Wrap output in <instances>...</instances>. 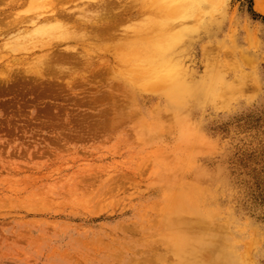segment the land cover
I'll list each match as a JSON object with an SVG mask.
<instances>
[{
    "label": "rangeland",
    "instance_id": "374dc122",
    "mask_svg": "<svg viewBox=\"0 0 264 264\" xmlns=\"http://www.w3.org/2000/svg\"><path fill=\"white\" fill-rule=\"evenodd\" d=\"M50 1L59 10L83 0ZM152 1L116 4L133 19L118 20L115 39L85 36L83 46L108 47L60 63L74 69L67 80L51 73L69 45L13 50L30 0H0V264H177L168 206L195 189L211 216L183 210L178 227L202 238L204 264H219L208 256L228 246L236 258L220 264H264V0H222L201 14L205 25L177 47L184 79L219 74L231 88L174 107L163 91L131 85L112 56L130 27L138 37L173 7L158 12ZM52 55L45 77L29 69Z\"/></svg>",
    "mask_w": 264,
    "mask_h": 264
},
{
    "label": "bare ground",
    "instance_id": "6f19581e",
    "mask_svg": "<svg viewBox=\"0 0 264 264\" xmlns=\"http://www.w3.org/2000/svg\"><path fill=\"white\" fill-rule=\"evenodd\" d=\"M32 1L33 0H30L28 3L25 14H20L24 21L20 19L21 24L25 23L26 28L24 26L25 24L22 25L24 28L22 30L18 29L19 32L15 35L16 38L13 37V39L10 37L13 40H9L7 44L13 50L21 49V52L22 50L29 52L37 48L39 50L52 48L53 50L51 51H54V53L56 52L53 47L58 48L59 46L69 45L65 48L68 54H63L61 51L58 54L51 52L57 57L55 58V62H59L57 71L51 73L54 79H59L60 75L64 74V77H66L65 79L69 77L70 80V76H67V73H72L74 70L65 67L67 70L69 69V72H66V69H64L60 63H67L72 57L74 60L72 63L76 62L78 59L77 56H81L82 58L87 57L85 60H90L92 54H95L98 58L101 57L102 52H105L104 48L108 47L105 44V40L103 42L100 41L101 43L99 45L86 44V46H83L79 42L82 41L85 36L88 39L93 37L99 38L102 32H104L105 34H110L111 39H115L120 32L117 30L118 20L130 21L134 16L133 12L129 10V12L125 10L123 13L113 12L114 6L121 3L122 0H118L115 5L113 0H86L87 2L85 1V4H81L84 2L83 0L80 4L77 3L78 5L72 6V4H70L66 8L59 10H56L54 6L51 5L50 0ZM221 1L222 0H153L152 7L158 12L162 11L169 3H171L173 7H169V9L171 8L170 11L166 9L161 16L159 15L160 17L149 18L146 25L142 26L138 37H135V28L130 27L129 29H132L131 31L133 32L127 31L124 33L128 34V32H131L130 35L128 34V36L131 37H124L127 40H125V43L120 47V51L122 52L116 54L115 50L112 55L115 63H120L121 66L129 68V73L123 74L124 78H128L131 85L133 84L134 87L135 85L139 86V88L144 91H163L166 93L169 99V106L171 107L177 105L181 106L185 97L194 96L198 101L203 99L215 100L218 96L224 98L227 93L226 91L231 88V85L226 83L223 76L219 74L208 73L202 81L188 82L184 79V73L186 72L185 63L181 51L178 52L177 50V47L184 41L187 34L196 30L201 24L205 25L204 21H202V15L217 9ZM257 8L264 12V7L260 3H257ZM88 27H90V30H87ZM146 28H149L147 32L145 30ZM149 31H153L154 34L148 35L147 33ZM89 32H94V34L90 35ZM78 44L82 45L81 48L83 47V50L77 47ZM51 53H49V56H51ZM54 55L48 57L49 60L52 59ZM48 58L45 57V59H40L42 66L40 65L37 67L36 64V68L29 69L34 70L39 76L45 77L43 65H45L44 68L50 66L46 63H53L54 60L48 61ZM135 60L139 62L136 67ZM91 61H87L88 64H91ZM30 63L32 62L30 61ZM71 75L73 76V74ZM219 89H221V91H219ZM92 193V191L89 192L88 194L90 196L85 199L87 200L92 197ZM204 196L206 197V192L201 189L190 190L188 193L179 196L177 206H168L167 219H171L170 223L171 225L173 224V226H170L166 239L175 255L179 257V263L177 264L205 263V259H202L200 255L204 250H202V238L197 235L195 241H192L191 237L184 234L178 227V223L181 222L180 219H183V210L192 213L201 212L203 217L211 216L209 211H202L203 207H201L200 203L205 199ZM186 230L190 232V230ZM226 251H219L215 255L208 256V258L220 264V259L223 258L222 256H225L224 259L230 263L236 258L235 250L232 246H228ZM225 260L224 262L227 263Z\"/></svg>",
    "mask_w": 264,
    "mask_h": 264
}]
</instances>
